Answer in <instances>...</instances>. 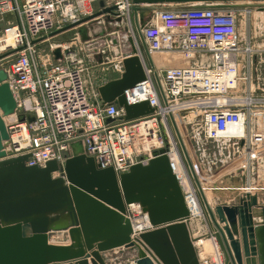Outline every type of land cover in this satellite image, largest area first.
<instances>
[{
    "label": "built area",
    "instance_id": "obj_1",
    "mask_svg": "<svg viewBox=\"0 0 264 264\" xmlns=\"http://www.w3.org/2000/svg\"><path fill=\"white\" fill-rule=\"evenodd\" d=\"M95 2L97 8L92 6ZM132 5V0H0V61L7 59L1 62V69L17 110L8 115L13 121L4 120L9 138L3 142V150L9 156L29 154L27 166H44L54 160L63 167L73 143L80 141L84 153L100 168L112 167L117 174L135 163L146 164L153 152L164 150L181 186L189 176L184 164L187 159L198 182L201 176L174 127V122L179 127L177 115L192 111L197 116L188 121L192 127L189 136L198 149L202 147L200 155L206 163L199 161L205 176V164L209 171L213 167L232 171L237 164L236 168L252 172L264 157V90L257 92L259 84L253 82L250 38L242 36L232 6L163 7L154 10L148 22L140 26L134 22L148 61L133 36L145 77L124 88V95L127 104L146 99L154 111L123 120V107L114 102L100 105L97 86L104 82L106 72L116 76L122 72V59L131 51L109 64L112 61L103 58L106 47L96 50L94 40L89 41V34L82 38L78 26L105 15L116 23L125 18L131 32ZM107 6H112L111 11L71 27L75 34L69 42L59 44V57L53 53L57 45L51 43L48 50L41 46L50 38V31ZM177 53L183 54L181 59L172 56ZM159 54H168L171 60ZM87 73L96 82L93 93L86 86ZM27 114L33 121L17 119ZM232 126L244 129L227 133ZM208 144L216 149L206 152ZM252 181L251 177L247 180L248 184ZM181 188L187 203L191 194ZM127 216L135 235L152 228L138 202L127 205ZM212 239V253L199 257L200 264H224L216 239Z\"/></svg>",
    "mask_w": 264,
    "mask_h": 264
},
{
    "label": "water",
    "instance_id": "obj_2",
    "mask_svg": "<svg viewBox=\"0 0 264 264\" xmlns=\"http://www.w3.org/2000/svg\"><path fill=\"white\" fill-rule=\"evenodd\" d=\"M210 1L220 2L205 5L237 6L232 0ZM111 9L112 6L104 7L67 24L62 30ZM78 32L82 38L87 37L85 25L78 26ZM130 42L131 52L122 59V72L97 86L100 105L114 102L123 107V120L154 111L146 99L135 104L126 102L124 88L145 77L131 37ZM53 53L59 57L60 48L55 47ZM5 77L4 70L0 69V109L4 116L15 109ZM24 118L34 119L29 114L17 116L19 121ZM8 138L0 115V264H107L101 252L117 248L133 251L134 264H200L196 237L190 231L191 215L164 150L153 152L146 164L135 163L127 172L117 174L112 167L100 168L82 149L73 148L63 167L54 160L44 166H27L29 154L9 156L3 150V142ZM186 166L224 264H256L250 257L256 254L258 264H264V204L258 203V196L246 192L235 203L211 206L188 159ZM56 171L60 174L54 177L52 173ZM137 202L152 228L135 235L127 205ZM64 215L69 219L65 227L50 228ZM60 230L67 231L70 243L50 242L51 233ZM86 249L90 253H85Z\"/></svg>",
    "mask_w": 264,
    "mask_h": 264
},
{
    "label": "rangeland",
    "instance_id": "obj_3",
    "mask_svg": "<svg viewBox=\"0 0 264 264\" xmlns=\"http://www.w3.org/2000/svg\"><path fill=\"white\" fill-rule=\"evenodd\" d=\"M97 3L98 2L92 4L93 8L98 7ZM249 3L250 4L246 6L248 7L247 9L250 11L246 12L241 10L237 13V17L239 21V29L241 31L242 36L250 38V43L252 46V53L250 55V70L253 82L255 84H259V89L257 92L260 93L261 90H264V0H250ZM130 16L132 24L131 32L129 31L127 20L125 18L123 22L120 21L119 23H116L112 20H107L104 15L95 19H91L90 21H88V24L85 25L86 30L88 32L87 35L89 34V36H91L89 41L91 42L92 39L94 40L93 42L94 46L96 47V50L102 46L106 47V50L103 51V58L107 57V60H113L109 64L115 62L116 59L119 58L121 53L131 51L130 37L132 38L133 36L137 40V43L142 51L143 57L147 60V50H145V46L140 39V34L135 28V19L133 17L132 10L130 12ZM74 34V28H67L63 30L57 29L50 31L48 34L50 38L44 41L41 46L48 50L51 43L69 42L70 39L74 36ZM99 42H102V44H100ZM96 50H94L93 48V50L91 51ZM159 55L163 56L162 54ZM181 55L183 54H175V56L178 57ZM6 60V58H3L2 61H0V69L4 65L1 64V62ZM167 60L171 59L168 58ZM85 79L88 91L90 93H93V91L96 90V82H94L93 75L91 73H87L85 75ZM14 112L17 113V110H15ZM0 115L5 117L2 114L1 109ZM7 116L8 115H6V118L4 120H7V122H9ZM196 116L197 115L195 113H192V111H186L185 113L180 114L179 116L177 115L176 118L179 121V126L181 127L183 137L186 140L188 151L190 155H192L191 161L193 162L195 167L199 169L198 172L201 175L199 177V182L209 203L211 202L212 204H214V202L217 201L218 196L220 198L221 196H224V199L229 200L231 202H236L240 197L244 196L246 192H250V194H255L260 200H264V157L260 158V162L257 164L256 169L254 168L252 172L248 171V169H246L245 167H241L240 164V167L236 168V164L232 167L234 168L232 169V171H230V169L227 171H222L221 173L214 174L216 169L213 167L209 171L208 166L205 164L204 168L207 172V176H205V172H203L202 167L200 168L199 161L202 160L203 163H206L200 155L202 147L198 149L195 145L194 140L191 139L189 136L191 135L192 127L191 125H189L188 121L189 119H192L191 121H193ZM205 148L206 152H213L214 149H216L214 144H208ZM207 160L208 158L206 157V161ZM221 175L223 176L221 177ZM250 177L251 180L253 178V181L251 184H248L247 180L250 179ZM221 178L225 181H231L230 186H226L224 184L217 185V183H220L219 181H221ZM221 192L225 194H221ZM221 199L223 200V198ZM212 204L210 205L214 206ZM205 223L206 219L202 209L201 212L198 213V215L193 216L190 223V225L192 224L196 230L195 237L198 239L196 243L198 244L199 250L202 251V255L204 253L211 254L213 250V239L210 238V236H207L208 226L207 223ZM203 229H205L206 231H203ZM203 239H209V243L201 241Z\"/></svg>",
    "mask_w": 264,
    "mask_h": 264
},
{
    "label": "crops",
    "instance_id": "obj_4",
    "mask_svg": "<svg viewBox=\"0 0 264 264\" xmlns=\"http://www.w3.org/2000/svg\"><path fill=\"white\" fill-rule=\"evenodd\" d=\"M211 2H220V1H210V0H182V1H176V0H171V1L152 2V3L139 2V3H133V5L131 7V10H132L133 17L135 19L136 26H140V25L148 22L150 17H151L152 12L154 10L158 9V8H163V7L183 8V7L195 6V5L196 6H208V5H205V4H213ZM249 2H250V0H232L233 4H237V6H232V7L237 11V13L240 12L241 10L249 12L250 10H248L247 9L248 7L246 6V5L250 4ZM221 8H223V7H221ZM172 56L175 57V59H177V58L181 59V57H182V56L178 57V56H175V55H172ZM163 58L167 60L170 57H169L168 54H163ZM108 61L111 62L113 60L108 59ZM109 66L111 68L112 65H109ZM114 74L115 73L113 71L106 72L104 74L105 80L115 77L116 75H114ZM7 118H8L9 121H13L12 116H7ZM72 148L74 150H76V151H80L81 149L83 150V147H82V144L80 143V141L74 142L73 145H72ZM190 156H192V155H190ZM222 170H223V168H222ZM222 170L218 171L216 169L214 174H216L218 172H222ZM52 175L54 177L57 176L54 173ZM222 176L223 175H221V177ZM219 182L220 183L219 184L217 183V185H223L224 184L226 186H230V184H231L230 183L231 181H228V180L225 181L222 178H221V181H219ZM263 187H264V183H263ZM192 193H193V195L195 196V198H196V200L198 202V207H200L199 199H198L199 197L194 193V191H192ZM203 193H204V191H203ZM221 194H225V193L221 192ZM221 198H223V200ZM221 198L218 196L217 201H215L214 204H212L211 202L209 203V201H208V203L212 204V205L235 203V202H231L229 200L224 199L225 198L224 196H221ZM258 203L264 204V200H262V199L260 200L259 199ZM199 210H201V209L199 208ZM68 223H69L68 217L64 216L62 221L60 223H57V224H64L63 227H65L66 224H68ZM57 224L53 225L54 228L57 226ZM190 231L192 232V236L195 237L196 236V233H195L196 230H195V228H194V226L192 224L190 225ZM203 231H206V230L203 229ZM235 239H237V238L235 237ZM238 239L240 241V237H238ZM49 240H50V242H53V243H56V244H60V245L70 243L67 231H64V230L52 232ZM94 248H95V246L92 249H94ZM196 249H198L197 252H198V256L199 257H202L205 254L204 253L202 255V253H201L202 251L199 250V248H197V247H196ZM90 251L91 250H87V249L84 250L85 253H90ZM134 254L135 253L133 251H130V250L124 249V248H117V249H114V250H111V251L101 252L102 257L104 258V260H105V262L107 264H134L133 263V259L135 257ZM250 257H253V259H255V261H256V264H258V258H259L258 254L254 255V256H250ZM90 258L91 257L87 258L88 262L90 261ZM89 264H90V262H89Z\"/></svg>",
    "mask_w": 264,
    "mask_h": 264
},
{
    "label": "bare ground",
    "instance_id": "obj_5",
    "mask_svg": "<svg viewBox=\"0 0 264 264\" xmlns=\"http://www.w3.org/2000/svg\"><path fill=\"white\" fill-rule=\"evenodd\" d=\"M52 44H55V45H57V46H59V44L60 43H52ZM61 44H64V42H62ZM4 119L6 118V116L5 117H3ZM175 118V117H174ZM176 120V119H175ZM179 123V122H178ZM174 124H175V126L174 127H176V132H177V136L178 137H180L181 138V140H180V142H181V144H183L184 146H185V148H186V150L188 151V147H187V143H186V140H185V138L183 137V133H182V131H181V127H180V129H179V127H178V124H177V122H174ZM244 128H242V127H239V129H237V127H229L228 129H227V133H236V132H240V131H242ZM177 139V138H176ZM184 164H185V167H186V170H187V172H188V174H189V176H188V179L186 178L185 180H183L182 181V183H181V186L183 187V190L185 191V192H189L190 194H191V197L189 198V199H187V203H186V205H187V207H188V209H189V211H190V213H191V219L193 218V216H196V215H198V213L200 212V210H199V207H198V202H197V200H196V198H195V196L193 195V193H192V180L190 179L191 177H190V172H189V170H188V168H187V166H186V163L184 162ZM205 195V194H204ZM206 197V196H205ZM207 199V198H206ZM208 201V200H207ZM256 212V211H255ZM64 216H66V215H64ZM64 216L62 217V219L64 218ZM62 220H60V221H58V222H55L54 224H52L51 225V227L50 228H54V226L53 225H55V224H57V223H60ZM191 223V222H190ZM136 224H139V221H137V223ZM63 225L64 224H57V226L56 227H58L59 226V228H62L63 227ZM55 227V228H56ZM210 238H212V237H210ZM198 241V239L196 238V240H195V246L198 248V244L196 243ZM201 241H205V243H209V239H207V240H205V239H203V240H201ZM213 241V240H212ZM211 241V242H212ZM213 243V245H214V241L212 242ZM198 250V249H197ZM209 254V253H208Z\"/></svg>",
    "mask_w": 264,
    "mask_h": 264
}]
</instances>
